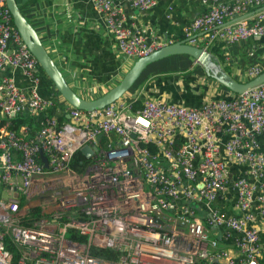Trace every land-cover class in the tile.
I'll return each instance as SVG.
<instances>
[{"label": "built area", "instance_id": "1", "mask_svg": "<svg viewBox=\"0 0 264 264\" xmlns=\"http://www.w3.org/2000/svg\"><path fill=\"white\" fill-rule=\"evenodd\" d=\"M118 1L91 0L119 54L135 62L162 48L124 25ZM125 1L141 11L156 4ZM263 6L264 0H210L184 39L207 52L219 43L264 39L263 10L235 21ZM40 71L0 0V264H260L264 82L200 106L147 97L139 108L134 99L86 112L58 110L41 97ZM261 71L246 74L252 79ZM16 116L40 119L39 128L11 129ZM84 146L97 151L77 173L72 160ZM44 177L65 188L53 193L51 215L25 226L20 199ZM72 232L86 242L67 237ZM92 249L114 251L117 259L94 257Z\"/></svg>", "mask_w": 264, "mask_h": 264}, {"label": "crops", "instance_id": "2", "mask_svg": "<svg viewBox=\"0 0 264 264\" xmlns=\"http://www.w3.org/2000/svg\"><path fill=\"white\" fill-rule=\"evenodd\" d=\"M220 1L230 4L234 0ZM16 2L69 87L81 98L92 101L102 97L134 63L119 54L104 18L95 10L91 0ZM209 4L210 0H156L153 8L141 11L131 8L125 0L118 1V7L125 17L124 25L135 29L149 43L158 42L163 46L181 41V38L185 41V28L204 13ZM261 8L264 6L249 14ZM221 45L224 65L235 80L248 79V69H264V39L252 38ZM39 74L40 96L56 101L58 110L67 108L68 104L45 73L41 70ZM15 77L20 86H27L19 74ZM139 78L119 101L131 102L136 99L139 104H135V108H139L141 100L150 97L194 107L210 98L227 99L234 96L208 77L203 68L186 55L171 56L150 64ZM260 235V264H264V224L261 225Z\"/></svg>", "mask_w": 264, "mask_h": 264}, {"label": "water", "instance_id": "3", "mask_svg": "<svg viewBox=\"0 0 264 264\" xmlns=\"http://www.w3.org/2000/svg\"><path fill=\"white\" fill-rule=\"evenodd\" d=\"M5 4L11 13L13 24L20 34L22 42L27 47L31 55L36 59L45 75L52 82L57 93L69 106L78 110L92 112L101 110L111 104H114L134 86L147 66L165 58L177 55L190 56L203 68L205 74L208 77L212 78L222 87L236 95L242 94L252 88L260 86L264 82V71L246 83L235 81L222 69V66L214 55L201 48L188 45L186 41L181 40L176 43L163 46L159 50L154 51L145 57L137 59L131 65L122 79L110 91H108L102 97L92 101H87L78 96L69 87L62 73L44 48L36 31L19 9L16 0H5ZM260 10H264V8H261ZM258 11L259 9L256 12ZM252 14L253 13L244 14L236 18L235 21L243 20ZM100 139L101 136L97 138V141L99 142ZM95 151H97L95 146H84L80 150L81 154L87 159H89ZM41 161L44 163L45 167H47L46 159L43 156H41ZM14 196L17 198V194Z\"/></svg>", "mask_w": 264, "mask_h": 264}, {"label": "trees", "instance_id": "4", "mask_svg": "<svg viewBox=\"0 0 264 264\" xmlns=\"http://www.w3.org/2000/svg\"><path fill=\"white\" fill-rule=\"evenodd\" d=\"M19 9L21 10L20 7H19ZM180 40H183V38H181ZM221 47H222V45L220 43L216 44L215 46H213L209 50V52L218 59L220 65L222 66V69L232 79H234L231 76V73L229 72L228 67H226L224 65L223 56L221 54ZM263 71H264V69L261 71V73ZM138 79H140V78H138ZM250 80L251 79L248 78V79H245L244 81H237V80H235V81L240 82V83H246V82H248ZM227 91H229V90H227ZM234 96H237V95L234 94ZM135 104L138 105L139 101L135 102L134 106H135ZM50 114H53L52 111L50 112ZM59 120L61 121V120H67V119L65 118V116L64 117L62 116V117L59 118ZM39 122H40V119H38V118H31V117H27V116H16L15 118L10 120V128L13 129V130H18L20 127L25 126V127H28L31 130V133H32V132L36 131L39 128ZM104 141H105L104 139H101L100 143H103ZM89 162L90 161L88 159H86L81 154V152H76L75 155H74V158L72 160V167L76 170L77 173H82L83 170L85 169V165L88 164ZM19 207H20V209H24L27 212L26 217L22 221L23 225H25V226H31V224L35 220H37V219H39L41 217H47V215L40 213V209L39 208H27L26 207V201L23 198L20 199ZM69 238L70 239H75V240H77V241H79L81 243H85L86 242L84 237H81V236H79V235H77V234H75L73 232L69 235ZM91 255L94 256V257L107 259V260H111V261H115L117 259V253H115L114 251H111V250L92 249L91 250Z\"/></svg>", "mask_w": 264, "mask_h": 264}, {"label": "rangeland", "instance_id": "5", "mask_svg": "<svg viewBox=\"0 0 264 264\" xmlns=\"http://www.w3.org/2000/svg\"><path fill=\"white\" fill-rule=\"evenodd\" d=\"M39 184V187L37 189L34 188L31 195L25 198L26 205H29V208L43 209L45 215H51L56 207L53 193L57 192L59 189H64L65 186L62 185L61 181L56 177H44ZM198 215L201 216L200 214ZM67 237H69V235Z\"/></svg>", "mask_w": 264, "mask_h": 264}]
</instances>
